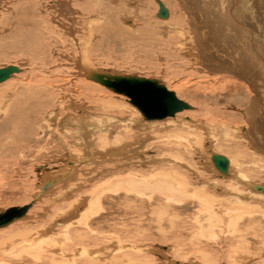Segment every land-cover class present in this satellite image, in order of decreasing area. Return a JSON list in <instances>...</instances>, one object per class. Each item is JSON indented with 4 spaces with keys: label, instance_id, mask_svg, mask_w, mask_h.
<instances>
[{
    "label": "rangeland",
    "instance_id": "1",
    "mask_svg": "<svg viewBox=\"0 0 264 264\" xmlns=\"http://www.w3.org/2000/svg\"><path fill=\"white\" fill-rule=\"evenodd\" d=\"M16 1L18 2V0H2V1L0 0V9H1L0 19L2 21L5 20V23L8 22L10 15H11L10 14L11 11H8L7 9L11 10L14 7V5L17 4ZM67 1H68V4H70V6L73 4L71 7H74V8L76 7L75 9L77 11V14H82V12H83L81 10L82 3L84 4L86 1H89V0H86V1L85 0H76L77 2L75 0H67ZM73 1L76 2L77 4H75ZM113 1H116V2H113ZM159 1L164 2L165 5L170 10V12L172 11V16L169 19L172 18L173 21H177V19L182 21L183 17H181V16L183 14H180V13L184 12V9L182 8V6H180L181 10L177 8L178 7L177 2L179 3L178 0H176V3H174L175 0H172V2H171V0H105V2H107V5H109V7H110V9H109L110 13L109 14H115L116 13L114 19H116V21H118L122 26V29H116V31H114L111 34L112 36H115V40H113L114 38L111 40L109 38H107L104 40L105 42L103 44L98 46L97 45L98 43H93L94 46H91L90 49H87L86 47H83L82 44H80V43L85 41V39L83 38L84 36L82 34L83 31H81L82 29L79 28L80 24L79 23L72 24L74 26L75 32H73L71 30L68 31L66 34H64V38L66 37V38H69V40H70V38H72L71 33H73L77 38V44H75L76 45L75 48H73V49L71 48L72 52H68L69 54H67L68 48H66V49L58 48V50L60 51V54H61V55H59V62L61 63V61H62V63H61L62 65L60 64L59 66L62 67V70L64 69V73L66 72L67 77L69 76L68 77L69 80H71L72 77L75 75L73 77V79L78 78L79 80H82V81L84 80L83 82H85V83H88L89 81L86 80L84 75H80L79 72L81 70L78 68V64H75V62L79 59L81 60V62L83 64H87V66L91 70L103 72V73H105V75L109 74L110 76H113V77H117V76L135 77L136 76L139 78H145V79H149L152 81H157L165 87H170L173 90V92L179 96L180 99H182L185 103L189 104L191 106V108L194 109V107H195V109L194 110L189 109L187 112V115L188 114H190V115H188V116L185 115L186 113L183 114L184 116L178 114V116L175 117L176 118L175 120H173L174 118H172L171 120L168 119V120H170L168 123H167V119L159 121L157 126H156L157 130H154V131H157L160 134L158 133L156 135L155 133H153L154 135H152L151 131L149 130L150 127H148V126L150 125L149 123L152 124L154 122H148V120H146V118L141 114V112L138 110V108L135 107L134 105H132L130 98H128L127 96H124L122 94H118L117 92L112 91V90L104 87L103 84H101L99 82L98 86L100 89H98V91L99 90L100 91L97 92L96 91L97 89H96L94 91V93H96V94L101 93L102 95L100 94L101 96L98 97V94H97L95 96L96 100L99 101L98 98L99 99L101 98L102 101L104 99H106L107 101H110V99H111L112 100L111 102L117 103L114 107H110V110L111 109L112 110L111 111L109 110V112H107L106 115H105V113L100 115V114H98V112H96L97 109L94 110V109L88 108V107H91L94 105V103H95L94 102L95 101L94 96H92V97L86 96V98H85V96L83 97V96L79 95L78 86L83 85L82 81H81V84H80V82L77 83L78 86H76V85H74V87L72 86L70 93L72 95V99L74 98L73 101L74 102L76 101L75 104H78L79 107L77 105L74 106V109H72L73 107H60L59 110L61 111L64 109L65 111L63 110L61 112L66 113V109L69 108V109H71L70 111H72L74 118L77 119L80 117V115L81 116L84 115L83 117L86 118L85 121H87L88 123L90 121V124H93L94 126H98V125L100 126L101 125L100 121L101 120L103 121L105 119L102 123H104L106 125V128H108V129H109V122L106 121V118H108V117L109 118H116V115H117L118 117L120 116L122 119H125L124 120L125 122L129 123L130 120L133 121L134 123L132 125V128L135 127V129L133 128V130L135 132H137V134H138V135H134L133 141L134 142L138 141V143H139V144H137V143L133 144L131 146L132 153L136 152V154H137V155L135 154V157L133 156L135 158V160H133L132 162L130 160L129 163L126 161H125V163L120 162V163H117V165H115L116 163L114 160L107 158L105 160H108V161L105 162V160H104L103 163H105V164L100 162V166H98V167L97 166L95 167L96 164L81 161V163L79 165L78 164H76V165L78 167L80 166L79 168H77V173L79 174L81 172V170H82V172L79 175L77 174L75 179L72 180L73 181L72 187L75 186V184H77L76 182H78L76 187H78V185L80 186L79 189H80V192L82 190L81 193L78 191L79 189L76 191H75L76 188L72 190L71 185H69V184L64 185L62 182H57L54 187H52L51 189H49L47 191L49 193H47V192L45 193V195L43 196L44 198H41V199L39 198L40 200L39 199L35 200V196H37V194L40 192V186H42V184H44V182L47 178V175L50 173L52 175V178L55 179V181H57V177L55 175H57V173L59 174V171L62 168H65V166H66L65 164L67 162V157H65V156L60 157L57 155L58 153H56V152H57L58 147H60V146H58V144H55V141H56L55 136H54L55 139L54 138L51 139V137H50V134H52V132H54L55 130H54V128L52 130H50V129H48L49 127L48 128L46 127V126H48V124L46 123L47 121L44 118L45 121L42 120L43 122L41 121L40 125H41V123L43 124V125H41V127L44 130V131L43 130L42 131L44 132L45 135L41 136L40 131L36 135L34 134L32 142L35 141L36 143L34 142L33 145H31L32 142L30 144H24L23 146L25 148H23V147L20 148L22 150V152H21V150H16L15 147L9 148V152L10 151L12 152L11 154L9 153V155H8L10 157H8V156L6 157L9 162L6 160V158H3L5 160L4 162H3V159H1L2 162L0 161V164L3 163V165L1 164V166H0V214L11 209V208L24 207L27 205H31V208L29 209V214L26 217V219H23L22 221L17 222L18 224L14 223L13 225L9 226L10 229L9 228L3 229L2 230L3 232L0 230V246L3 247V249H1V247H0V255H3L5 253L3 256L0 257V262H2L0 264H36V262H38L37 264H71L72 263V256H70L71 252L67 256L58 254L59 257L57 255V253L56 254L51 253L50 255H48L49 257L48 256L45 257V254L50 253L48 250L51 248L50 247L51 245H56L58 243L57 245L59 246L62 244L61 241H62L63 235L69 234V236L73 238L74 232L76 231V230L66 231L62 228V226H60V225L57 226V223L59 221H61V222H63L61 224L65 226L66 223L68 222L67 217H70L72 214H74L76 211V208L79 207L78 211H80V213H85L86 209L89 210V208H92V206L93 207L95 206L96 210L93 213L91 212L92 215H91L90 220H92L93 228H96L99 232L110 233V232H113L114 229L115 230L120 229L121 226L125 227L124 224L126 225V227H128V230L125 234H129V235L131 232L134 233V230L137 231V230L142 229V227L145 228L147 230L146 231L147 234L145 235V240H147V241L150 240V242H152V244H154L153 248L155 249V254L150 253L149 255H147L148 256L147 259L149 260V262H151L153 264H159V263L165 264V262L166 263H169V262L173 263L174 262L175 264H237V263L243 261L244 259H245V261H248V257L241 259L239 256H235V257H237V258H235L233 256V253H231V251H229L228 248H229V244L231 243V241L229 239L227 240V238L231 237L232 236L231 234L230 235L228 234V236L227 235L224 236V235L219 234V233H221L220 231L222 230V227L225 228L226 226H228L227 224L229 223L231 216H236L235 217L236 220L239 221L240 217L238 214H240V213H242V214L244 213L243 215L245 217V218L241 217V218H243V221H239L241 223V225L244 223V221L248 222V220H250V224L251 225L253 224L254 227L257 228L256 230H260L259 232H263L262 229H264V227H263L264 223L262 221H264V194H261L260 192H254V189H252V187H250V184L264 185V148L261 149L260 151H258L256 146H254V145H257L255 143V140H253L254 142H252L251 140H248L245 137V135L242 133V131H241L242 127L241 126L244 124L247 126L246 123H248L247 122L248 118H247V116L245 117V115L247 113H249V111H250L249 109H252V107H254L253 109L255 111V113H253V115H261L264 118V111H263L264 107L262 108L260 106L261 104L259 106L255 107L256 106L255 102L257 100H258L257 104L260 103L259 98H257V100H254V96H255V95H253L254 93L252 91H250V93H249V90H247V87L241 81L237 82V84L234 83V85H228L226 87L227 89L224 88V90H223V88H221V89L216 88V90L214 91L213 87H211L212 86L211 85L212 79L210 77H208V78L205 77V79L207 80L206 81L202 77V76H205V72L199 70L200 67L197 66V64H195V62H193L194 64L191 63V61H194V59L192 57L184 55L187 53V51H190V49L187 50V45H186L187 43H189V41H187V39H188L187 35L189 36V33H187L188 32L187 29H189V27L187 25H185V27L183 28L184 29L183 31H185V32H182V35L180 33V28L177 29V27H176V29L174 28L173 31L171 30V33H170V34L176 36V38H178V41H179L180 37H182V43L181 44L180 43H175V44L171 43V46H168V47H165L164 45L156 46L154 43V40L151 39L152 41L148 40L149 41V42L147 41L148 44L144 46L143 41L140 40L138 37L134 38V40H135L134 42H133V40H131V34H130V32H128V30L134 32L133 36H139L140 35L139 30L141 32H142V30H143V32L145 30H147L146 31L147 33L152 34V32L149 31L150 27H151V29H155L153 27H157V29L160 28V31H163L164 33H166L164 31L165 29H163V26H165V25L163 23H160V20L161 21H164V20H162L160 18H159L160 19L159 20L157 18L158 17L157 13L159 11V5H158ZM212 1H213V3H211ZM212 1L206 0L207 6H203L199 2V0H196L197 5L198 6L200 5L199 6V11H200L199 15L203 16V18L206 17L205 20H207L209 22H211V19L215 18L216 16H224V15H226V12L229 13V8L231 6V4H229L230 5L229 6L228 3L224 4L223 0H220L221 3L218 0H212ZM240 1H241V3L239 2L238 5L240 6V8L244 9V7H245L244 1H246V0H243V1L240 0ZM247 2H251V6H253L254 8L256 7L255 11H257V9L259 7L260 8L259 13L264 14V1L263 0L262 1L247 0ZM42 3H43V1H42ZM222 3L224 5H222ZM2 4H3V6H2ZM23 5H24V3L22 4L21 7L27 6V5H24V6ZM75 5H78V6H75ZM1 6H2V8H1ZM3 7H4V9H3ZM112 7H114V10H112ZM5 8H7V9H5ZM58 8H60V7L56 8L58 10L57 14L59 16H62V14L63 15L71 14V13H66L64 11V9H62V11H61V9H58ZM46 10H48V9H46ZM202 10H203V13H201ZM112 11H113V13H112ZM83 14H86V13L83 12ZM233 14H236V11ZM254 14H256V12H254ZM49 15H51V14H48V16ZM124 16L128 17L132 21V23L127 22L126 19H124ZM5 17H6V19H5ZM259 17L260 16H258V18ZM216 20H218V19H216ZM92 21L96 22L94 19H92ZM157 21H159V24L156 23ZM118 22H117V24L119 25ZM176 24H177V22H173L172 26H176ZM132 26L133 27L136 26V27L133 28ZM146 27H149V28H146ZM166 27H164V28H166ZM7 28H9V27H7ZM65 28L66 27L61 26V29L64 33H65ZM76 28L77 29L79 28V30H77ZM0 30H1V28H0ZM9 31L10 30H8V31L5 29L3 30V33L5 34V36L2 33V31H0L1 42L3 41L2 38L6 39L7 41L8 40L11 41V39L8 37ZM6 32H8V33L6 34ZM172 32H174V33H172ZM210 33H213V32H211V30H210ZM185 34H187L186 38L184 37ZM80 37L82 40L79 41ZM98 37H96V39H99ZM140 37L143 38V36H140ZM116 38H118V39H116ZM128 39H129V42H128ZM176 41H177V39H176ZM4 43L5 42L3 41V44ZM61 43H63V41H61ZM149 43H151V44H149ZM184 43H186V44H184ZM136 44L138 46H136ZM177 44H178V46H177ZM62 45H65V44H62ZM140 46H142V48L145 51H143V50L141 51ZM160 46H162V47H160ZM2 47H0V69H3L5 67L7 68L9 66H15L16 68L20 69V74L22 75V76L20 74L16 75L15 76L16 78L15 77L12 78V80H10L11 81L10 83H8V84L4 83L5 85L4 84L0 85V93H1L0 94V100H5V102L4 103L1 102V104L2 105L6 104L5 106H7L9 103L12 102L11 99H13V98H11L12 97L11 94H13L15 89L18 86H22L20 84H25L28 82L27 75L30 73L31 68L34 69V65H32L33 66L32 67L29 60H28L31 57V55H29V57H28V55H21V54L16 53L14 50L9 48L8 46H7V48H6V46H4V49ZM149 47H151V48H149ZM183 48H185V50H183ZM54 52L59 54L58 51H54ZM97 55H98V57H97ZM182 56H184V57H182ZM69 57H73V58H69ZM187 57H188V59H187ZM60 58H62V60ZM86 60H87V62H86ZM71 63H73V66ZM67 67L69 68V71H68ZM70 68L71 69L74 68L75 70L73 69L74 70L73 71ZM53 69H55V68H53ZM75 72H77V73H75ZM64 73L61 74L62 76L61 75L59 76V78H60L59 83L63 86L68 84L67 79L64 78L65 77ZM40 75L41 74L39 72L38 76H40ZM78 75H79V77H78ZM101 75H103V74H101ZM80 76H81V78H80ZM78 79L74 80L73 82L78 81ZM61 80H62V82L65 80L63 82L64 84L60 82ZM11 83L14 84V87H16V88H14L13 85L10 86L9 84H11ZM239 83H241L240 86H239ZM175 85L176 86L178 85L177 86L178 88ZM179 85L181 88L179 87ZM236 85H237V87H236ZM235 87L237 90L235 89ZM193 88H194V90H193ZM195 88H196V90H195ZM72 90H73V92H72ZM221 90H223V91H221ZM226 90H228V91H226ZM241 91L244 93V94L241 93L244 96L240 95ZM229 93H233V94H229ZM56 95H60V94H56ZM249 95H250V98H249ZM229 96H231V97H229ZM80 97H81V99H80ZM236 98H239V99H236ZM124 99H126V100H124ZM223 99L227 103H225V101ZM251 99H253L254 101H252ZM86 100H89V101L94 100V101H92L93 103H91V101L90 102L88 101L89 103H87ZM233 102H235V103H233ZM244 102H246V103H244ZM249 102L253 106L252 105L250 106ZM65 103H66V101H64V104H62V105H65ZM81 103H83V104H81ZM230 103L232 106L230 105ZM1 104H0V139L2 138V136L10 133L11 132L10 129L12 130L11 126H13V123H11L12 121L7 120V119L5 120V117L3 114H2L3 116H1V113L3 112V111H1V106H2ZM56 104H57V106L59 105L58 103H56ZM97 104H98V106L100 105V103H98V102H97ZM62 105H60V106H62ZM87 105H88V107H87ZM192 105H194V106H192ZM243 105H244V107H243ZM81 106H83L84 108H81ZM121 106H122V108H121ZM97 107H95V108H97ZM118 108H120V109H118ZM216 108H217V110H214ZM89 110H91V111H89ZM258 110H260V111H258ZM210 111L213 113H210ZM214 111H219L218 112L219 114L216 115L215 114L216 112H214ZM223 111H225L224 112L225 114L221 113ZM23 112L25 113V111H23ZM108 113H109V115H108ZM127 114H128V118H127ZM212 114H214V115H212ZM221 114L222 115H228L229 114L228 116L230 117V119L235 124H233L230 128H228V126H225L224 124H222V125H224V127H220V125H219L218 126L219 131H218L215 129V128H217L216 127L217 125L216 126L213 125L214 127H210V125H212V123H211L212 121H215L217 119L220 122V119L222 116ZM197 115H200V116H198L199 119H198ZM24 116L26 117V114ZM214 116L216 117V119H214L215 118ZM191 117H193V118H191ZM16 118H17V115L15 117V121H16ZM187 118L190 119V121H188ZM178 119H180L181 121L183 119L184 123L188 122V123H192V124L193 123L198 124L197 122H195L196 120L197 121L202 120V121L206 122L203 125V128H205V129H202V131L200 130V132H202L203 136L206 137V138H204V140H206V141H200L199 142L196 140V138L194 139V136H196L195 131L197 129L196 128L197 126L190 128L189 131L187 130L185 134L182 133L180 130L181 128L177 127V126H179V123L177 122ZM192 119H194V120H192ZM63 120L64 121L68 120L69 122L71 121L72 124L69 122H67V123H69V128H70V126L72 127V125H73L72 119L63 118ZM64 121H62V124L64 123ZM105 121L107 123H105ZM138 121L141 122V124ZM111 122H112V124H115L116 127L115 126L114 127L116 130L120 129V128H118V126L120 124H118L115 121H111ZM125 122H122V124L124 125ZM145 122H148V123H145ZM135 123H138L140 125L138 127H136ZM156 123H157V121H156ZM156 123H154V124H156ZM10 124H12V125L10 126ZM25 124H26V122H25ZM142 124H144V125L146 124V126H144ZM192 124H190V125H192ZM37 126H38V124L35 125V127H37ZM125 126L126 125H124V127ZM165 127H167L169 130L173 129L174 131H172V132L169 130L167 131V128H165ZM136 128H138V129L140 128V129L138 130ZM207 128H208V131H207ZM223 128H225V129L223 130ZM122 129H123V131H125L124 128H121L120 129L121 131L119 130L121 133H122ZM147 129L150 131V133ZM212 129H215V130H212ZM62 130H64L63 127H62ZM221 131H222V133H220ZM62 132H64V131H62ZM205 132H208L209 135L206 134ZM214 132H215L216 136H214ZM165 133H167V134H165ZM176 133L177 134L180 133L181 135L180 134L177 135ZM100 134H102V133L100 132ZM221 135L222 136L223 135H227V136L229 135V136L226 137L227 140H225V136L221 137ZM143 136L146 137V138H144V140L142 139ZM182 136H183V138H182ZM186 136H188V137L193 136V137H190V138L187 137L186 138ZM179 137H181V140L179 139ZM232 137L236 138V139H233ZM231 138L234 141L231 142ZM48 139H50L49 142H48ZM194 140L197 143H195ZM179 142H183L185 144L182 143L180 146ZM152 143L154 145H152ZM252 143L253 144L255 143V144L253 145ZM193 144H196V145L198 144V145L195 146ZM249 145H250V147H249ZM33 146H36V147L32 148ZM146 146H147V150H145ZM251 146H253V147H251ZM30 148H31V150H30ZM39 148H41V149H39ZM33 149H34V151H33ZM45 149H47V150H45ZM138 150H139V152H138ZM140 150H142V151H140ZM14 151H16V152H14ZM147 151H149V153ZM217 151H218L217 154H220V155L222 154L225 156L227 154V157L228 158L230 157L234 161V168H233L234 173H232V175H231L233 178H231V176H230V178L229 177L226 178V176L224 177L223 175H221V176H223L221 178L219 176L220 174L216 173L215 170L213 169L214 167L212 166L213 164L211 161V156L213 153L216 154ZM219 151H220V153H219ZM254 151H256V152H254ZM257 151L260 153H258ZM143 152H146V153H143ZM262 152H263V154H262ZM254 153H256V154L258 153L257 155H259V156H257ZM15 154H17V155L14 157ZM260 154H262V155H260ZM138 155L140 157H138ZM95 157H97V155ZM136 158H137V160H136ZM140 158L143 160L142 161L143 163H140V161H139V160H141ZM237 159H239V161H237ZM245 159H246V161H245ZM148 160L150 161V163L152 165H154L153 168H152V165L149 163ZM145 162H147V164ZM257 162L260 165H258ZM4 163H5V165H4ZM241 163H242V166L241 167L238 166ZM106 164H108V165H106ZM119 164L121 166H119ZM70 165L71 164H69V166ZM76 165L73 164L74 167ZM104 165L106 166V168ZM135 165H136V167H135ZM133 167H134V169H133ZM211 167H212V169H211ZM41 168H42V170H40ZM91 168L93 171L91 170ZM98 168H99V170H98ZM103 168H105L104 169L105 174L102 173V177L99 178L97 176V173L100 172L101 171L100 169H103ZM78 169H79V171H78ZM88 169L90 172L88 171ZM140 169L142 172L139 171ZM120 170H121V172H120ZM163 170H165V171H163ZM45 171H47V172H45ZM151 171L154 172L153 176L157 177L160 184L163 183L161 181L166 180L164 182V184H162V185L164 186L165 183H168L164 187L170 188L172 191H174V192H171L169 195V197H171V198H169L170 201H169V199L163 198L165 196L160 195L159 193L156 196L157 198L155 197L156 202L153 201L154 203L151 202L152 204L149 203V200H147V199L141 200L139 198H136L134 195H129L130 190H128V189H130L132 187L131 184L134 183L136 178H138L137 175L143 176L142 179L140 178V183L142 182L140 190L141 191H143V190L147 191L150 188L149 187L150 183L152 181H154L155 179H153L154 177L150 178V177H145V176H146V173L151 172ZM132 172H134V174ZM106 173H108V175ZM135 174H136V176H135ZM144 174H145V176H144ZM163 174H165V175H163ZM238 175L241 176V177H238V180H240V182H241V179L244 180V183L241 182L242 185L238 183L239 181H237ZM244 175L249 176V177L247 178ZM92 177H93V179H92ZM94 177H96L97 180H95ZM175 177H177V178H175ZM196 177H199V178L197 179ZM86 178H87V180H86ZM228 178L231 181L230 180L228 181L227 180ZM91 179L93 180V182H91L92 181ZM175 179H177V180H175ZM202 179H204V180H202ZM235 179H236V181H235ZM197 180L200 183H198ZM247 180H249V181H247ZM195 181L198 183V185ZM154 182H152V184L156 186V182L155 183ZM246 182L247 183L249 182L248 185L252 189L253 192L251 190H249L250 188L247 189L248 186H245L247 184ZM194 183H196V184H194ZM236 183H237V185H235ZM146 184H148V185H146ZM209 184H211V185L209 186ZM218 184H220V185L218 186ZM88 186H90L91 189ZM93 186H95V187L97 186V188H95V187L92 188ZM86 187H88V188H86ZM172 187H173V189H172ZM221 187H223V188L221 189ZM188 188H190V189H188ZM214 188L216 189V191L214 190ZM83 189L85 191H83ZM179 189H180V191H179ZM212 189H213V191H212ZM167 192H168V190H167ZM60 193H62V194H60ZM76 193H78V194H76ZM228 193H230L231 195ZM72 195H74V196H72ZM58 196H60V197H58ZM126 196H128V197H126ZM203 196H207V197H203ZM217 196H219V197H217ZM236 196H238V197H236ZM239 196H242L244 198L239 197ZM59 198H61V199H59ZM77 198H79V199H77ZM97 198L98 199L100 198L99 201ZM146 198H148V197H146ZM245 198H247L246 199L247 201L245 200ZM204 199L207 202L204 201ZM241 199L245 200L244 202H242L243 204H240V202L242 201ZM78 200H82L83 202L84 201L85 202L84 203L82 201L78 202ZM166 201H168V202L166 203ZM73 203H74V205H72ZM75 203L77 204L78 207L76 206ZM94 203L95 204L98 203V204L95 205ZM142 203H144L146 205V208H147V211H146L144 217H142L140 214H137L138 211H136V208H138V209L143 208ZM210 204H211V206H210ZM262 204H263V206H261ZM158 206H161V207L158 208ZM168 206L170 208H167V209L163 208V207H168ZM213 206H215V207H213ZM151 207H157V210H154ZM205 208L206 209L208 208V211L204 212L203 210ZM240 209H242V210H240ZM63 210H65L66 213H68V214H66ZM211 210L213 213L210 212ZM259 211H261V212H259ZM89 212H90V210H89ZM151 212H152V214H151ZM206 212L209 214V216L207 214H204ZM245 212H248V213H245ZM80 213H77V214H80ZM210 213L215 214L216 216L214 215L215 216L214 217ZM251 215L253 216V218ZM202 216H205L206 218L208 217V219H212L213 222L211 224H213V226H214V224H217V225L222 224L220 227L218 226L219 228H217L215 231L217 240H215L216 238H214L215 241L211 240L212 239L211 237H213V236L211 235V233H207V234L202 235V237L200 235V238H203L202 242L205 241V242L201 243L200 245H198L197 243L196 244H189L191 246V247H189L188 244H183L181 242L177 243V240L178 241L188 240L189 242H192L191 241L192 238L197 239V237H199V234H196V229L193 226H194V224L197 223L196 221ZM249 216H250V218H249ZM77 217H78V215H76V217H74V219H77ZM221 217H223V218H221ZM154 218L157 219L159 222H164L166 224V226L164 228L169 233L168 236L167 235L163 236V233L161 232V230L158 229L157 221ZM167 218H169V220H172V221H169ZM175 218H176L177 223L175 221H173V220H175ZM183 218L185 219V221L183 220ZM219 218H220V220H219V224H218L217 220ZM55 219L56 220L58 219V220L55 221ZM166 220H168V221H166ZM51 221H53V223L54 222L55 223L53 224V223H51ZM178 221H180V222H178ZM149 222H151V223H149ZM256 223H257V225L255 226ZM59 224H60V222H59ZM167 224H168V226H167ZM176 226L178 227V229ZM183 226H185V227H183ZM57 227L58 228L60 227V228L58 229ZM169 227H171L172 230ZM76 228H78V227H75V229ZM133 228H134V230L132 231ZM41 229L43 230V232ZM82 229H85V228H83V226H82ZM99 229H102V230H99ZM34 230H37V231L40 230L39 231L40 234H39V232H35ZM45 230H48V231L46 233H44ZM124 230H125V228H124ZM51 231H54V232H51ZM175 231H177V232H175ZM182 231H183V233H181ZM154 232L157 234H155ZM159 232H160V234H159ZM28 233H30V236ZM41 233H43V234H41ZM50 233H51V236H48V235H50ZM133 233H131V235H130L131 237H132ZM175 233H176V235H175ZM151 234H152V236H151ZM177 234H178V236H180L179 238H178ZM189 234H190V236H189ZM209 234L211 236H209ZM52 235H54V236H52ZM59 236L61 237V239ZM207 236L210 237L209 241H208L209 238ZM146 237H148V238H146ZM159 237L161 240L159 239ZM24 238L27 241L24 240ZM96 238L100 239V240H98V243H102V244H100V246L109 245V247H112V246H110L111 240H109L108 238H104L102 236L96 237ZM44 239H45V241H44ZM55 239H57V240L55 241ZM58 239H60V240H58ZM151 239H153V240H151ZM164 239H166V240L164 241ZM169 239H170V241H169ZM13 240H15V241H13ZM103 240H104V242H102ZM221 240L222 241L224 240V241L222 242ZM23 241H26V242H23ZM39 241H40V243H39ZM41 241L44 242L43 243L44 245L41 243ZM49 241L50 242L52 241V242L49 244ZM106 241H107V243L108 242L109 243L107 244ZM160 241H164L165 245L163 244V242H160ZM219 241H221V242H219ZM22 243H23V245H22ZM98 243H92L91 245L94 246V244H95L98 246L99 245ZM16 244L17 245L21 244V245H18V247H17ZM24 244H26L28 247ZM178 244L183 248V252L178 253V251H179V245ZM215 244H216V247H214ZM45 245H47V248L49 247L48 249L46 248L47 250L45 249V247H46ZM66 245H68V243ZM192 245H194L195 247ZM23 246H25V247L23 248ZM209 246L211 249H209ZM14 247H17L16 250ZM164 247L165 248L173 247L177 251V253L174 254V251L168 252L167 254L169 255V257H167L165 259L161 254H158V250H163V249H165ZM176 247H178V248H176ZM192 247H193V250H192ZM230 247H232L231 244H230ZM8 248L9 249L11 248V249L9 250ZM194 248H197V249L195 250ZM201 248H203V250ZM5 249H6V251H5ZM17 249H20V250H17ZM132 249L133 248H131V250ZM204 249H206V250H204ZM7 250H8V252H7ZM21 250L23 253L20 254L19 252H21ZM208 250H210V253ZM11 251H15V253L14 252L12 253ZM27 251L29 253H32V254L30 255ZM34 251L37 254H35ZM43 251H45V252H43ZM165 252H167V251H165ZM10 253H12L13 256L10 257V255H12ZM17 253L20 255L16 256ZM199 253H201V254H199ZM227 254H228V258H227ZM43 255L46 259L45 261H47V262H45L44 259H42V258H44ZM4 256H5V258H4ZM21 256H23L24 258ZM50 256H51V258H50ZM9 257L11 260L8 259ZM12 257H13V260L15 259L14 262H12ZM2 258H4V259L2 260ZM47 258H49V259H47ZM204 258H207L206 261ZM231 258H232V260H234L233 263H232ZM233 258H235L236 260ZM256 258L259 259L258 257H256ZM139 259H140V262L143 260L140 256L136 257V255L133 254V256H132L133 261H136V260L139 261ZM250 259L255 260V257L250 256ZM9 261L12 263H10ZM158 261H160V262H158ZM230 261H231V263H230ZM41 262H43V263H41ZM149 262H147L146 264H150ZM190 262H192V263H190ZM234 262H236V263H234ZM172 263H170V264H172Z\"/></svg>",
    "mask_w": 264,
    "mask_h": 264
},
{
    "label": "bare ground",
    "instance_id": "2",
    "mask_svg": "<svg viewBox=\"0 0 264 264\" xmlns=\"http://www.w3.org/2000/svg\"><path fill=\"white\" fill-rule=\"evenodd\" d=\"M2 1V0H1ZM43 1V3H42ZM46 1V2H45ZM76 1V0H75ZM86 1V0H85ZM179 3L177 2V8L180 9V6H182V8L184 9V12L180 13V14H183L181 17L182 18V21L178 20L177 21H173L172 18L169 19L171 16H172V11L170 12V10L168 9V7L165 5L164 2H161L159 1L158 5H159V11H160V2L164 5L165 9L168 11V14L165 16H159V11H158V19H162L164 21H161L160 19V23H163L165 26H163V29H165L164 31L166 33H164L163 31H160V28L157 29V27H153L155 29H151L150 27V30L152 32L151 33H147L145 30L142 32L139 30L140 32V35L139 36H133L134 32L133 31H130L128 30V32H130L131 34V40H133V42L135 41L134 38L135 37H138L140 40L143 41V45H147V41L149 40H154V43L156 46H159V45H164L165 47H168V46H171V43L172 44H175V43H182V37H180L179 41H178V38H176V36L170 34L171 33V30L173 31L174 28L177 29L180 28V33L182 35V32H185L183 31L185 25H187L189 27L188 32L189 33V36L187 34H185V38H186V35H187V41H189V43H184L187 45V50L190 49V51H187L186 54H184L185 56H190L194 59V61H191V63L195 62V64H197V66L200 67L199 70L205 72V76H202L204 79L205 77L208 78L210 77L212 80V83H211V87H213L214 91L217 89H221L223 88H226L228 85H234L237 84V82L241 81L243 84H245V86L247 87V90H249V93L250 91H252L255 95L254 96V100H257V98H259V102L258 100L255 102L256 103V106H260L263 108L264 107V14H260V8L258 7L257 11H255V8L253 6H251V2H247L244 1V9L243 8H240V6L238 5L239 2L241 3L240 0H223V3L226 4L228 3L231 4L230 8H229V13L226 12V15L224 16H216L215 18H210L211 19V22L205 20V18H203V16H200L199 15V6L197 5V2L196 0H178ZM212 1V0H211ZM220 2V0H218ZM243 1V0H242ZM259 1H262V0H259ZM264 1V0H263ZM4 2V1H3ZM17 2V1H16ZM74 2V1H73ZM77 2V1H76ZM76 2H74L75 4H77ZM80 2V1H79ZM113 2H116V1H113ZM112 2V3H113ZM172 2V0H171ZM199 2L203 5V6H207V3H206V0H199ZM218 2V3H219ZM256 2V1H255ZM254 2V3H255ZM2 3V2H1ZM5 3V2H4ZM3 3V4H4ZM24 3V5H27V6H24V7H21L22 4ZM174 3H176V0L174 1ZM213 3V1L211 2ZM210 3V4H211ZM221 3V2H220ZM222 3V5H224ZM259 3V2H258ZM2 4V6H3ZM121 4V3H120ZM181 4V5H180ZM215 4V3H214ZM10 5V4H9ZM73 5V4H72ZM71 5V6H72ZM220 5V4H219ZM1 6V8H2ZM70 4H68V1L67 0H18L17 4L14 5V7L9 10L7 8L8 11H11V15H10V18L8 20L7 23H5V20L0 21V28L3 33V30H10L9 31V38L11 39L10 40H6L4 38L3 41L5 42L3 44V41L1 42L0 40V47H2L4 49V46H7L9 48H11L12 50H14L16 53L18 54H21V55H31V57L28 59L31 66L34 65V69H30V73L27 75V79H28V82L25 83V84H20L22 86H18L17 88L14 87V84H9L10 86L13 85L15 89V91L13 92V94H11V99L12 102L9 103L7 106L5 105H2L1 102H5V100H0V104L2 105L1 106V111H3L1 113V116L4 115L5 117V120H10L12 121L11 123H13V126H11L12 124H10V126L12 127V130L10 129V133L2 136V138L0 139V161L1 159L3 158H6L9 153L11 154L12 152L10 151L9 152V148H16V150H21L20 148L23 147L25 148L23 145L24 144H30L33 140V135L37 134L39 131L41 132L40 135H45L44 134V130L42 129L41 125H43L41 123L40 125V122L43 120V121H47L46 123L48 124V126H46L48 129L52 130L54 128V132H52V134H50V137L51 139H55L56 137V141H55V144H58V149H57V152L58 153L57 155L60 156V157H67V162H66V166L65 168H62L60 171H59V174L57 173V175H55L57 177V181H55V179L52 178V175L49 173L47 175V178L44 182V184H42V186H40V192L37 194V198L41 199V198H44L43 196L45 195V193L51 189L52 187H54L56 185L57 182H62L64 185H71V188L72 190L75 189L78 190L79 189V185L78 187L77 184L78 182H76L77 184H75V186L72 187V180L75 179V177L77 176V168H79L76 164H80L81 161L82 162H90L92 164H96L95 167L97 166H100V162L103 163V161L105 159H112L115 161V165H117V163H120V162H131L133 160H135V153H132V149H131V146L133 144H139L138 141H133L134 140V135H138L137 132H135L133 130V128L135 129V127L132 128V125H133V121H129L128 122H125L124 120L125 119H122L120 116L118 117L116 115V118H106V121L109 122V129L106 128V125L104 123H102L103 121L101 120L100 121V126H94L93 124H90V121L89 123L86 120L85 117L81 116L79 118H74L73 114H72V111H70L71 109L67 108L66 109V113H62L61 111L63 110H59L60 107H73L72 109H74V106L78 104H75V102L73 101L74 98L72 99V95L70 93L71 91V87L74 85L78 86V82H80L81 84V81L82 80H79L78 78H74L73 76L71 80H69V76L67 77L66 75V72L64 73V69L62 70V67H60L59 65L62 63L59 62V55L60 54V51L58 50V48H68L67 49V54H69L68 52H72L71 51V48H75L77 44V38L76 36L71 33L72 35V38H64V34H66L68 31H73L75 32V29H74V26L72 24H76V23H79L80 25V29H82L81 31H83V38L85 39L84 42L80 43L83 45V47H86L87 49H90L91 46H94L93 43H98L97 45H101L103 44L105 41V39L109 38L110 40L113 39L115 40V36H112L111 34L116 31V29H122V26L121 24L116 21V19H114L115 17V14H109V5H107V2H105V0H89V1H86L84 4L82 3V6H81V10L83 12H85L86 14H77V11H76V7H71ZM75 6H78V5H75ZM227 6V5H226ZM57 7H60L58 9H64V11L66 13H71V14H67V15H63L62 13V16H59L57 14L58 10L56 9ZM213 7V6H212ZM228 7V6H227ZM226 7V8H227ZM243 7V6H242ZM215 8V7H214ZM4 9V7H3ZM48 9V10H46ZM80 9V8H79ZM182 9V10H183ZM236 9V10H235ZM76 12H75V11ZM112 10H114V7H112ZM119 10V9H118ZM181 10V9H180ZM1 11V9H0ZM227 11V10H226ZM236 11V14H233L234 12ZM207 12V11H206ZM214 12V11H213ZM217 12V11H216ZM254 12H256V14H254ZM5 13V12H4ZM3 13V14H4ZM113 13V11H112ZM203 13V10L202 12ZM211 13V12H210ZM259 13V14H258ZM7 14V13H6ZM48 14H51L48 16ZM186 14V15H185ZM214 14V13H213ZM5 15V14H4ZM80 15V16H79ZM205 15V14H204ZM222 15V14H221ZM187 16V17H186ZM258 16H260L258 18ZM212 17V16H211ZM209 18V17H208ZM4 19V18H3ZM6 19V17H5ZM92 19H94L96 22L92 21ZM124 19H126L127 22H130L132 23V21L124 16ZM175 19V18H174ZM218 19V20H216ZM148 20V19H147ZM216 20V21H215ZM120 21V20H119ZM117 22L119 23V25L117 24ZM123 22V21H122ZM140 22V21H139ZM173 22H177L176 26H172ZM157 24H159V21L156 22ZM149 24V23H148ZM123 25V24H122ZM126 25V24H125ZM133 25V24H132ZM61 26L63 27H66L65 28V33L62 31L61 29ZM124 26V25H123ZM151 26V25H150ZM167 26V27H166ZM9 27V28H7ZM69 27V28H68ZM133 27V26H132ZM136 27V26H134ZM133 27V28H134ZM166 27V28H164ZM79 28L77 30H79ZM146 28H149V27H146ZM162 29V28H161ZM76 30V31H77ZM125 30V29H124ZM210 30L211 32L213 33H210ZM5 32V31H4ZM8 32H6L7 34ZM174 33V32H172ZM4 34V33H3ZM178 34V33H177ZM69 35V34H68ZM5 36V34H4ZM79 36V35H78ZM99 36V37H98ZM127 36V35H126ZM140 36H143L140 37ZM7 37V38H8ZM96 37H98L99 39H96ZM101 37V38H100ZM145 37V38H144ZM127 38V37H126ZM177 41H176V39ZM118 39V38H116ZM82 40L81 37L79 38V41ZM151 40V41H152ZM61 41H63V43H61ZM108 41V40H107ZM123 41V40H122ZM141 41V42H142ZM148 41V42H149ZM128 42H129V39H128ZM61 43V44H60ZM62 44H65V45H62ZM141 44V43H140ZM139 44V45H140ZM151 44V43H149ZM62 45V46H61ZM131 45V44H130ZM142 45V44H141ZM136 46H138L136 44ZM143 46V47H144ZM178 46V44H177ZM141 47V51H145L142 46ZM162 47V46H160ZM180 47V46H179ZM185 47V46H184ZM151 48V47H149ZM55 49V50H54ZM63 49V50H64ZM86 49V50H87ZM165 49V48H164ZM170 49V48H169ZM2 50V49H1ZM7 50V49H6ZM161 50V49H160ZM167 50V49H166ZM165 50V51H166ZM179 50V49H178ZM183 50H185V48H183ZM54 51H58L59 54L55 53ZM181 51V50H180ZM9 52V51H8ZM63 52V51H62ZM86 52V51H85ZM148 53V52H147ZM166 53V52H165ZM17 54V55H18ZM66 54V55H67ZM58 55V56H57ZM65 55V54H64ZM93 55V54H92ZM63 56V55H62ZM96 56V55H95ZM112 56V55H111ZM25 57V56H24ZM27 57V58H28ZM61 57V56H60ZM74 57V56H73ZM73 57H69V58H73ZM80 57V56H79ZM98 57V55H97ZM181 57V56H180ZM184 57V56H182ZM78 58V57H77ZM85 58V57H84ZM62 60V58H60ZM188 59V57H187ZM192 59V60H193ZM95 60V59H94ZM72 62V61H71ZM87 62V60H86ZM72 66H73V63H71ZM75 64H78V68L81 70L79 73L80 75H84V77L86 78V80H88L89 82L88 83H85L82 81L83 85L82 86H78V92H79V95L80 96H95L98 94V97H100L101 95L99 93H94V91L96 90L97 92L99 88L98 84V80L96 78H93L94 75L96 74H103L105 75V73L103 72H99V71H93L91 70L87 64H83L81 62V60H77L75 62ZM194 64V63H193ZM62 65V64H61ZM38 66V67H37ZM40 66V67H39ZM191 66V65H190ZM10 67V66H9ZM33 67V66H32ZM75 67V66H74ZM6 68V67H5ZM3 68V69H5ZM8 68V67H7ZM55 68V69H53ZM68 68V67H67ZM183 68V67H182ZM71 69V68H70ZM74 69V68H73ZM71 69V70H73ZM94 69V68H93ZM184 69V68H183ZM2 70V69H0ZM75 70V69H74ZM73 70V71H74ZM102 70V69H101ZM68 71H69V68H68ZM40 72V76H38V73ZM199 72V71H198ZM65 74V77L67 79V82L68 84H66L65 86L61 85L59 83V76L61 74ZM68 73V72H67ZM77 73V72H75ZM202 73V72H201ZM20 72L12 75V77L4 82H1L0 85L2 84H8L10 83L12 80V78H14L16 75H19ZM21 75V74H20ZM203 75V74H202ZM22 76V75H21ZM62 76V75H61ZM199 76V75H198ZM79 77V75H78ZM195 77V76H194ZM16 78V77H15ZM18 78V77H17ZM63 78V77H62ZM81 78V76H80ZM26 79V78H25ZM78 79V81L76 82H73L74 80ZM145 79V78H144ZM201 79V78H200ZM149 80V79H147ZM199 80V79H198ZM206 80V79H205ZM209 80V79H208ZM65 81V80H64ZM63 81V82H64ZM207 81V80H206ZM205 81V82H206ZM61 83L62 80L60 81ZM16 83V82H15ZM188 83V82H187ZM199 83V82H198ZM4 84V85H5ZM64 84V83H63ZM195 84V83H194ZM182 85V84H181ZM241 85V83H239V86ZM104 87L114 91L112 88H109L105 85H103ZM176 86V85H175ZM174 86V87H175ZM178 86V85H177ZM176 86V87H177ZM2 87V86H1ZM180 87V85H179ZM183 87V86H182ZM237 87V85H236ZM235 87V89H236ZM5 88V87H4ZM76 88V87H75ZM168 90L170 92H173V90L170 88V87H167ZM178 88V87H177ZM181 88V87H180ZM199 89V88H198ZM227 89V88H226ZM74 90V89H73ZM72 90V92H73ZM182 90V89H181ZM194 90V88H193ZM196 90V88H195ZM221 90V91H223ZM231 90V89H230ZM237 90V89H236ZM179 91V90H178ZM186 91V90H185ZM228 91V90H226ZM180 92V91H179ZM183 92V91H182ZM231 92V91H230ZM247 92V91H246ZM251 92V93H252ZM62 93V94H61ZM64 93V94H63ZM70 93V94H69ZM106 93V92H105ZM174 93V92H173ZM226 93V92H225ZM241 93H243L242 91L240 92V95H242ZM1 94V93H0ZM56 94H60V95H56ZM119 94V93H118ZM176 94V93H175ZM229 94H233V93H229ZM244 94V93H243ZM56 95V96H55ZM75 95V94H74ZM78 95V96H79ZM180 95V94H179ZM252 95V96H253ZM76 96V95H75ZM104 96V95H103ZM176 96L179 98V96L176 94ZM244 96V95H242ZM7 97V96H6ZM105 97V96H104ZM103 97V98H104ZM231 97V96H229ZM247 97V96H246ZM77 98V97H76ZM75 98V99H76ZM79 98V97H78ZM235 98V97H234ZM249 98H250V95H249ZM252 98V97H251ZM66 99V100H65ZM81 99V97H80ZM88 99V98H87ZM91 99V98H90ZM220 99V98H219ZM236 99H239V98H236ZM78 100V99H77ZM85 100V99H84ZM99 101L96 100L95 98V103H94V107L91 106V107H87L90 108V109H97L96 112H98V114L102 115L105 113V115L107 114V112H109L110 110V107H114L117 103L116 102H111L112 100L110 99V101H107L106 99H104L103 101L101 100V98L99 99ZM126 100V99H124ZM131 100V98H130ZM181 101H183L182 99H180ZM221 100V99H220ZM224 100V99H223ZM252 101H254L253 99H251ZM64 101H66L65 105H62L64 104ZM80 101V100H79ZM82 101V100H81ZM87 103H89L90 101L89 100H86ZM89 101V102H88ZM91 101V103H93ZM217 101V100H216ZM225 101V100H224ZM250 101V100H249ZM78 102V101H77ZM83 102V101H82ZM98 103H100V105L98 106ZM215 102V101H214ZM218 102V101H217ZM58 103L59 105L57 106ZM80 103V102H79ZM132 103V101H131ZM225 103H227L225 101ZM235 103V102H233ZM242 103V102H241ZM246 103V102H244ZM254 103V104H255ZM83 104V103H81ZM121 104V103H120ZM250 104V102H249ZM62 105V106H60ZM92 105V104H91ZM98 107H97V106ZM134 105V104H132ZM189 105V104H188ZM231 105V103H230ZM252 104H250L251 106ZM84 106V105H83ZM83 106H81V108H84ZM90 106V105H89ZM135 106V105H134ZM194 106V105H192ZM232 106V105H231ZM234 106V105H233ZM253 106V105H252ZM79 107V106H78ZM97 107V108H95ZM136 107V106H135ZM189 109H193L191 108V106L189 105ZM207 107V106H206ZM205 107V108H206ZM244 107V105H243ZM248 107V106H247ZM86 108V107H85ZM117 108V107H116ZM122 108V106H121ZM210 108V107H209ZM250 108V107H249ZM248 108V109H249ZM254 107H252V109H249V113H247L245 115V117L247 116L248 120L246 123L247 126L244 124L242 125L241 127V131L242 133L245 135V137L248 139V140H251L252 142H254L253 140H255V143L257 145H253L256 146L257 150L260 151L261 149L264 148V118L261 116V115H253V113H255ZM120 109V108H118ZM189 109H185L181 112H177L175 115H171V116H168L164 119H155V120H148V122H154L157 123L154 124V123H149L150 125L148 127L149 130L151 131L152 135H154L153 133H155L156 135L159 133L157 131H154V130H157V124L159 121H162V120H165L167 119V123L172 119L174 118L173 120H175L179 115H182L184 116L183 114H185L186 116L190 115L188 114L187 115V112ZM195 109V107H194ZM193 109V110H194ZM258 109V108H257ZM77 110V109H76ZM82 110V109H81ZM86 110V109H85ZM112 110V109H111ZM110 110V111H111ZM124 110V109H123ZM139 110V109H138ZM213 110V109H212ZM211 110V111H212ZM214 110H217L214 109ZM243 110V109H242ZM261 110V109H260ZM258 110V111H260ZM25 111V113L23 112ZM28 113H27V112ZM65 111V110H64ZM87 111V110H86ZM91 111V110H89ZM140 111V110H139ZM210 113H213L211 112ZM264 111V110H263ZM262 111V112H263ZM74 112V111H73ZM125 112V111H124ZM141 112V111H140ZM216 112L215 114H219L218 112L219 111H214ZM225 111L221 112L222 114L224 113ZM245 112V111H244ZM257 112V111H256ZM93 113V112H92ZM111 113V112H110ZM121 113V112H120ZM3 114V115H2ZM26 114V117L24 116ZM125 114V113H124ZM142 114V113H141ZM193 114V113H192ZM221 114V115H222ZM225 114V113H224ZM17 115V118H16V121H15V117ZM96 115V114H95ZM109 115V113H108ZM112 115V114H111ZM132 115V114H131ZM136 115V114H135ZM143 115V114H142ZM214 115V114H212ZM229 115V114H228ZM228 115H222L221 116V119H220V122L219 120H215V121H212V125H210V127H214L216 126L217 128H215L216 130L219 131L218 129V126L220 125V127H224L225 126H228V128H230L233 124V121L230 119V117ZM113 116V115H112ZM115 116V115H114ZM181 116V117H182ZM185 116V117H186ZM200 116V115H197V117ZM242 116V115H241ZM3 117V118H4ZM104 117V116H103ZM132 117V116H131ZM215 117V116H214ZM45 118V120H44ZM63 118L65 119H72L73 121V125L72 127L70 126L69 128V123H71V121L69 122L68 120H63ZM102 118V117H101ZM105 118V117H104ZM125 118V117H124ZM127 118H128V114H127ZM141 118V117H140ZM179 118V117H178ZM190 118V117H189ZM193 118V117H191ZM195 118V117H194ZM201 118V117H200ZM209 118V117H208ZM242 118V117H241ZM98 119V118H97ZM170 119V120H168ZM188 119V118H187ZM199 119V117H198ZM212 119V118H211ZM216 119V117L214 118ZM230 119V120H229ZM234 119V118H233ZM244 119V118H243ZM22 120V121H21ZM194 120V119H192ZM196 120V119H195ZM209 120V119H208ZM15 121V122H14ZM21 121V122H20ZM42 121V122H43ZM62 121H64V123L62 124ZM105 121V123H107ZM111 121H115L117 122L118 124H120L118 126V128H124L125 131H123L122 129V133L119 131V130H116L115 129V124H112ZM186 121V120H185ZM188 121H190V119H188ZM9 122V121H8ZM26 122V124H25ZM69 122V123H67ZM93 122V121H92ZM122 122H125L124 125H126L124 127V125L122 124ZM139 122V121H138ZM148 122H145V123H148ZM172 122V121H171ZM176 122V121H175ZM177 122L179 123V126L177 127H180L181 129V132L182 133H186V131L192 127H195L197 126L196 128V136H194V139L196 138L197 141H206L204 140V137L202 132H200V130L202 131V129H205L203 128V125L204 121L200 120V121H195L197 122L198 124H195V123H184L183 122V119L182 121L180 119L177 120ZM176 122V123H177ZM3 123V122H2ZM45 123V124H46ZM116 123V124H117ZM141 124V122H139ZM166 123V122H165ZM173 123V122H172ZM241 123V122H240ZM37 127H35V125H37ZM72 124V123H71ZM117 124V125H118ZM136 124V127H138L140 124L138 123H135ZM192 124V125H190ZM224 124V125H222ZM242 124V123H241ZM9 125V124H8ZM144 125V124H142ZM160 125V124H159ZM214 125V126H213ZM222 125V126H221ZM74 126V127H73ZM115 126V127H114ZM146 126V124L144 125ZM10 127V128H11ZM62 127L64 128V130H62ZM159 128V127H158ZM167 128V127H165ZM164 128V129H165ZM170 128V127H169ZM234 128V127H233ZM138 129V128H136ZM140 129V128H139ZM138 129V130H139ZM177 129V128H176ZM195 129V128H194ZM215 129H212V130H215ZM225 128H223L224 130ZM43 130V131H42ZM47 130V129H46ZM45 130V131H46ZM148 130V129H147ZM146 130V131H147ZM148 130V131H149ZM169 129L167 128V131ZM235 130V129H234ZM64 131V132H62ZM111 131V132H110ZM147 131V132H148ZM149 131V133H150ZM161 131V130H160ZM169 131H174L173 129L169 130ZM178 131V130H177ZM207 131H208V128H207ZM56 132V133H55ZM100 132L102 134H100ZM164 132V131H163ZM166 132V131H165ZM224 132V131H223ZM238 132V131H237ZM6 133V132H5ZM55 133V134H54ZM99 133V134H98ZM139 133V132H138ZM206 134H208V132H205ZM222 133V131L220 132ZM160 134V133H159ZM164 134V133H163ZM167 134V133H165ZM177 134V133H176ZM180 134V133H178ZM177 134V135H178ZM213 134V133H212ZM241 134V133H240ZM171 135V134H170ZM176 135V136H177ZM181 135V134H180ZM189 135V134H188ZM209 135V134H208ZM220 135V134H219ZM231 135V134H230ZM40 136V137H41ZM55 136V137H54ZM163 136V135H162ZM184 136V135H183ZM182 136V138H183ZM214 136L215 135V132H214ZM225 136V140L226 137H228L227 135H223ZM221 135V137H223ZM234 136V135H233ZM150 137V136H149ZM152 137V136H151ZM157 137V136H156ZM188 136H186L187 138ZM190 137H193V136H189L188 138ZM244 137V136H243ZM144 137L143 136V140H144ZM148 138V137H147ZM233 138V137H232ZM231 138V142L234 141L232 140ZM40 139V138H39ZM141 139V138H140ZM149 139V138H148ZM179 139L181 140V137H179ZM193 139V138H192ZM208 139V138H207ZM229 139V138H228ZM233 139H236V138H233ZM37 140V139H36ZM209 140V139H208ZM239 140V139H238ZM39 141V140H38ZM50 141V139H48V142ZM186 141V140H185ZM195 141V140H194ZM218 141V140H217ZM230 141V140H229ZM250 141V142H251ZM35 141H33L31 143V145H33ZM148 142V141H147ZM187 142V141H186ZM191 142V141H190ZM198 142V143H199ZM238 142V141H237ZM36 143V142H35ZM180 143V146L183 142H179ZM195 143H197L195 141ZM44 144V143H43ZM151 144V143H150ZM185 144V143H183ZM223 144V143H222ZM247 144V143H246ZM49 145V144H48ZM144 145V144H143ZM152 145H154L152 143ZM195 146H197L196 144H193ZM192 145V146H193ZM28 146V145H27ZM37 146V145H36ZM36 146H33L32 148L36 147ZM57 146V145H56ZM55 146V147H56ZM140 146V145H139ZM150 146V145H149ZM164 146V145H163ZM136 147V146H135ZM138 147V146H137ZM145 147V146H144ZM250 147V145H249ZM253 147V146H251ZM78 148V149H77ZM153 148V147H152ZM157 148V147H156ZM165 148V147H164ZM169 148V147H168ZM173 148V147H172ZM179 148V147H178ZM255 148V149H256ZM41 149V148H39ZM48 149V148H47ZM45 149V150H47ZM149 149V148H148ZM174 149V148H173ZM233 149V148H232ZM254 149V150H255ZM15 150V149H14ZM31 150V148H30ZM134 150V149H133ZM145 150H147V146L145 148ZM197 150V149H196ZM230 150V149H229ZM253 150V149H252ZM24 151V150H23ZM28 151V150H27ZM34 151V149H33ZM135 151V150H134ZM142 151V150H140ZM151 151V150H150ZM153 151V150H152ZM177 151V150H176ZM257 151V152H258ZM16 152V151H14ZM22 152V150H21ZM139 152V150H138ZM149 153V151H147ZM235 152V151H234ZM256 152V151H254ZM25 153V152H24ZM143 153H146V152H143ZM142 153V154H143ZM218 151L216 152V154H212L211 156V161H212V166L214 167L213 169L215 170L216 173L220 174L219 176L222 178L223 176L226 178L229 177L232 175L233 172V168H234V161L229 157H227V154L226 156L225 155H220V154H217ZM220 153V151H219ZM260 153V152H258ZM257 153V154H258ZM26 154V153H25ZM47 154V153H46ZM141 154V155H142ZM204 154V153H203ZM202 154V155H203ZM256 154V153H254ZM253 154V155H254ZM256 154V155H257ZM263 154V152H262ZM260 154V155H262ZM17 154L14 155V157L16 156ZM97 155V157H95ZM137 155V154H136ZM170 155V154H169ZM176 155V154H175ZM215 155H220V156H223L225 158H227V160L229 161V169H228V172L226 174H223L219 171V169L215 166L214 162H213V157ZM235 155V154H234ZM26 156V155H25ZM82 156V157H81ZM134 156V157H133ZM259 156V155H257ZM10 157V156H8ZM94 157V158H93ZM138 157H140L138 155ZM206 157V156H205ZM13 158V157H12ZM234 158V157H233ZM244 158V157H243ZM258 158V157H257ZM141 159V158H140ZM163 159V158H162ZM252 159V158H251ZM7 160V158H6ZM137 160V158H136ZM151 160V159H150ZM155 160V159H154ZM169 160V159H168ZM5 160L3 159V162ZM8 161V160H7ZM11 161V160H10ZM63 161V160H62ZM108 160H105V162H107ZM118 161V162H117ZM140 163H143L142 159L139 160ZM149 161V160H148ZM156 161V160H155ZM154 161V162H155ZM237 161H239V159H237ZM246 161V159H245ZM263 161V160H262ZM2 162V161H1ZM9 162V161H8ZM17 162V161H16ZM138 162V161H137ZM6 163V162H5ZM4 163V165H5ZM127 163V164H128ZM135 163V162H134ZM147 164V162H145ZM150 163V161H149ZM165 163V162H164ZM178 163V162H177ZM3 165V163H1ZM0 164V166H1ZM8 164V163H7ZM69 164H71L69 166ZM73 164H75L76 166L74 167ZM83 164V163H82ZM81 164V165H82ZM91 164V165H92ZM105 164V163H103ZM113 164V163H112ZM111 164V165H112ZM136 164V163H135ZM138 164V163H137ZM151 164V163H150ZM258 164V162H257ZM84 165V164H83ZM108 165V164H106ZM152 165V164H151ZM260 165V164H258ZM105 166V165H104ZM113 166V165H112ZM119 166H121L119 164ZM154 165H152V168H153ZM238 166H242V163ZM90 167V166H89ZM129 167V166H128ZM127 167V168H128ZM136 167V165H135ZM183 167V166H182ZM261 167V166H260ZM101 168V167H100ZM106 168V166H105ZM100 169L101 171L97 173V176L99 178L102 177V173H104V169ZM110 168V167H109ZM112 168V167H111ZM124 168V167H123ZM144 168V167H143ZM156 168V167H155ZM154 168V169H155ZM96 169V168H95ZM116 169V168H115ZM131 169V168H130ZM134 169V167H133ZM157 169V168H156ZM168 169V168H167ZM212 169V167H211ZM42 170V168L40 169ZM46 170V169H45ZM92 170V168H91ZM97 170V169H96ZM99 170V168H98ZM113 170V169H112ZM243 170V169H242ZM79 171V169H78ZM89 171V169H88ZM93 171V170H92ZM114 171V170H113ZM141 171V169L139 170ZM157 171V170H156ZM155 171V172H156ZM165 171V170H163ZM244 171V170H243ZM7 172V171H6ZM47 172V171H45ZM82 172V170H81ZM81 172L79 174H81ZM90 172V171H89ZM121 172V170H120ZM130 172V171H129ZM142 172V171H141ZM173 172V171H172ZM171 172V173H172ZM176 172V171H175ZM181 172V171H180ZM187 172V171H186ZM214 172V171H213ZM241 172V171H240ZM134 174V172H132ZM137 173V172H136ZM154 172H148L146 173V176L144 174L145 177H150V178H153ZM159 173V172H158ZM201 173V172H200ZM78 174V175H79ZM85 174V173H84ZM105 174V173H104ZM108 175V173H106ZM116 174V173H115ZM140 174V173H139ZM175 174V173H174ZM239 174V173H238ZM90 175V174H89ZM114 175V174H113ZM132 175V174H131ZM157 175V174H156ZM165 175V174H163ZM162 175V176H163ZM223 175V176H221ZM93 176V175H92ZM96 176V177H97ZM136 176V174H135ZM172 176V175H171ZM174 176V175H173ZM246 176V175H244ZM243 176V177H244ZM85 177V176H84ZM95 178V180H97V178ZM138 178H136V180L134 181V183L131 184V188L128 189L130 190V193L129 195H134L136 198H139V199H147L149 200V203L155 201L156 202V199L155 197L158 195V193L160 195H164L165 199H169L171 197H169L170 193L171 192H174L172 191L170 188H167V187H164L166 184L168 183H165V185L163 186L162 184H164V182L166 181H161L163 183H159L157 177H154L153 179H155L154 181L156 182V186L152 184V181L149 185V189L146 191H141L140 190V187H141V183H140V178L142 179V175H137ZM159 177V176H158ZM236 177V176H235ZM238 177H241V176H237V181H239L238 183L242 185V183H244V180L241 179V182L240 180H238ZM247 178L249 176H246ZM78 178V177H77ZM133 178V177H132ZM162 178V177H161ZM177 178V177H175ZM197 179L199 177H196ZM227 179L228 181L230 179ZM231 178H233L231 176ZM93 179V177H92ZM91 179V180H92ZM183 179V178H182ZM195 179V178H194ZM224 179V178H223ZM250 179V178H249ZM79 180V179H78ZM87 180V178H86ZM94 180V181H95ZM103 180V179H102ZM108 180V179H107ZM146 180V179H145ZM150 180V179H149ZM177 180V179H175ZM185 180V179H184ZM204 180V179H202ZM206 180V179H205ZM233 180V179H232ZM243 180V181H242ZM246 180V179H245ZM123 181V180H122ZM133 181V180H132ZM147 181V180H146ZM198 181V180H197ZM227 181V182H228ZM231 181V180H230ZM234 181V180H233ZM236 181V179H235ZM249 181V180H247ZM80 182V181H79ZM82 182V181H81ZM88 182V181H87ZM93 182V180L91 181ZM129 182V181H128ZM150 182V181H149ZM154 182V183H155ZM196 182V181H195ZM124 183V182H123ZM177 183V182H176ZM197 183V182H196ZM194 183V184H196ZM198 183H200L198 181ZM197 183V185H198ZM231 183V182H230ZM247 183V182H246ZM249 183V182H248ZM248 183L245 185V186H248L247 189H249L250 187H252V189H254V192H260L261 194H264V185H261V184H250V187L248 185ZM114 184V183H113ZM207 184V183H206ZM68 185V186H69ZM91 185V184H90ZM130 185V184H129ZM148 185V184H146ZM173 185V184H172ZM211 184H209L210 186ZM220 184H218L219 186ZM222 185V184H221ZM237 185V183L235 184ZM101 186V185H100ZM143 186V185H142ZM214 186V185H213ZM216 186V185H215ZM65 187V186H64ZM90 187V186H88ZM86 187V188H88ZM95 186H93L92 188H94ZM99 187V186H98ZM113 187V186H112ZM147 187V186H146ZM145 187V188H146ZM225 187V186H224ZM230 187V186H229ZM97 188V186L95 187ZM104 188V187H103ZM106 188V187H105ZM109 188V187H108ZM144 188V189H145ZM216 188V187H215ZM214 188V190L216 191V189ZM223 187H221L222 189ZM56 189V188H55ZM91 189V187H90ZM143 189V188H142ZM173 189V187H172ZM190 189V188H188ZM195 189V188H194ZM197 189V188H196ZM240 189V188H239ZM246 189V190H247ZM252 189L250 188L249 190L252 191ZM168 190V192H167ZM208 190V189H207ZM225 190V189H224ZM80 192V189L78 190ZM83 191H85L83 189ZM180 191V189H179ZM213 191V189H212ZM218 191V190H217ZM231 191V190H230ZM82 192V190H81ZM80 192V193H81ZM87 192V191H86ZM112 192V191H111ZM186 192V191H185ZM192 192V191H191ZM209 192V191H208ZM221 192V191H220ZM232 192V191H231ZM253 192V191H252ZM49 193V192H47ZM53 193V192H52ZM84 193V192H83ZM177 193V192H176ZM193 193V192H192ZM62 194V193H60ZM78 194V193H76ZM88 194V193H87ZM109 194V193H108ZM194 194V193H193ZM207 194V193H206ZM230 194V193H228ZM114 195V194H113ZM210 195V194H209ZM231 195V194H230ZM249 195V194H248ZM74 196V195H72ZM82 196V195H81ZM80 196V197H81ZM90 196V195H89ZM125 196V195H124ZM172 196V195H171ZM177 196V195H176ZM184 196V195H183ZM190 196V195H189ZM244 196V195H243ZM60 197V196H58ZM77 197V196H76ZM79 197V198H80ZM94 197V196H93ZM92 197V198H93ZM128 197V196H126ZM148 197V198H146ZM159 197V196H158ZM185 197V196H184ZM183 197V198H184ZM203 197H207V196H203ZM219 197V196H217ZM221 197V196H220ZM225 197V196H224ZM235 197V196H234ZM238 197V196H236ZM239 197H242V196H239ZM245 197V196H244ZM242 197V198H244ZM77 198V199H79ZM83 198V197H82ZM157 198V197H156ZM210 198V197H209ZM39 199V200H40ZM61 199V198H59ZM71 199V198H70ZM98 199V198H97ZM100 199V198H99ZM98 199V201H99ZM164 199V200H165ZM189 199V198H188ZM191 199V198H190ZM247 198H245L246 200ZM249 199V198H248ZM252 199V198H251ZM35 200H36V196H35ZM93 200V199H92ZM242 200V199H241ZM244 199L240 202V204H243L242 202L245 201ZM260 200V199H259ZM34 201V200H33ZM82 200H78V202H81ZM160 201V200H159ZM170 201V199H169ZM176 201V200H175ZM179 201V200H178ZM188 201V200H187ZM193 201V200H192ZM204 201H206L204 199ZM219 201V200H218ZM223 201V200H222ZM247 201V200H246ZM77 202V201H76ZM83 202V201H82ZM85 202V201H84ZM83 202V203H84ZM94 202V201H93ZM96 202V201H95ZM168 201H166L167 203ZM180 202V201H179ZM207 202V201H206ZM216 202V201H215ZM227 202V201H226ZM141 203V202H140ZM147 203V202H146ZM154 203V202H153ZM165 203V202H164ZM71 204V203H70ZM76 204V203H75ZM79 204V203H78ZM82 204V203H81ZM80 204V205H81ZM95 204V203H94ZM98 204V203H97ZM95 204V205H97ZM152 204V203H151ZM158 204V203H157ZM156 204V205H157ZM191 204V203H190ZM74 205V203L72 204ZM92 205V204H91ZM143 205V208L142 209H138L136 208V211L137 214H140L142 217L145 216V213L147 211V208H146V205L144 203H142ZM204 205V204H203ZM31 206V205H30ZM59 206V205H58ZM57 206V207H58ZM77 206V204H76ZM164 206V205H163ZM170 206V205H169ZM163 207L165 209L167 208H170V207ZM211 206V204H210ZM209 206V207H210ZM232 206V205H231ZM240 206V205H239ZM263 206V204L261 205ZM78 207V206H77ZM83 207V206H82ZM99 207V206H98ZM161 207V206H158V208ZM215 207V206H213ZM233 207V206H232ZM242 207V206H241ZM59 208V207H58ZM79 208V207H78ZM76 208V211L74 214H72L70 217H67V223L66 225H62L61 221L60 224L59 222L57 223V226L60 225L62 226V228L66 231H69V230H76L74 232V236L73 238L69 236V234H66V235H63L62 236V241H61V245H51L50 249L48 250L50 253L49 254H45V257H47L48 255H50L51 253L52 254H56L57 255H64V256H67L70 252H71V255L72 256V263L71 264H146L147 262H149V260L147 259V255H149L150 253L152 254H155V249L153 248L154 244H152V242L147 241L145 240V235L147 234L146 233V229L142 227V229L140 230H137L135 231L134 228L132 229V231L134 230V233L132 234V237L130 236L129 234H125L128 230V227H126V225L124 224L125 227H122L120 229H117V230H113V232H110V233H106V232H99L96 228H93L92 226V220L91 219V215L93 212H95L96 208L95 206L92 208H89V210L86 209V212L85 213H80V211H78L79 209ZM152 209L154 210H157V207H151ZM217 208V207H216ZM229 208V207H228ZM263 208V207H262ZM65 209V208H64ZM255 209V208H254ZM55 210V209H54ZM67 210V209H66ZM75 210V209H74ZM73 210V211H74ZM215 210V209H214ZM242 210V209H240ZM245 210V209H244ZM8 211V210H7ZM5 211V212H7ZM49 211V210H48ZM65 213L66 211L63 210ZM70 211V210H69ZM72 211V210H71ZM171 211V210H170ZM196 211V210H195ZM204 212L205 211H208V208L204 209L203 210ZM202 211V212H203ZM3 212V213H5ZM55 212V211H54ZM59 212V211H58ZM92 212V213H91ZM103 212V211H102ZM212 212V210L210 211ZM241 212V211H240ZM239 212V213H240ZM244 212V211H243ZM252 212V211H251ZM258 212V211H257ZM261 212V211H259ZM45 213V212H44ZM47 213V212H46ZM64 213V214H65ZM73 213V212H72ZM77 213H80V214H77ZM213 213V212H212ZM210 213V214H212ZM219 213V212H218ZM245 213H248V212H245ZM250 213V212H249ZM29 214V211L28 213L21 219L19 220H16L15 222H13L12 224L6 226L5 228H9V226L13 225L14 223H17L19 221H22L23 219H26V217L28 216ZM68 214V213H66ZM95 214V213H94ZM99 214V213H98ZM152 214V212H151ZM164 214V213H163ZM168 214V213H167ZM172 214V213H171ZM175 214V213H174ZM204 214H207L209 216V214L206 212ZM244 214V213H243ZM242 213L238 214L239 215V221H243V218L244 215ZM76 215H78L77 219H74V217H76ZM166 215V214H165ZM199 215V214H198ZM213 216L215 214H212ZM221 215V214H220ZM64 216V215H63ZM69 216V215H68ZM174 216V215H173ZM216 216V215H215ZM214 216V217H215ZM218 216V215H217ZM222 216V215H221ZM246 216V215H245ZM252 216V215H251ZM94 217V216H93ZM166 217V216H165ZM172 217V216H171ZM211 217V216H210ZM209 217V218H210ZM213 217V218H214ZM226 217V216H225ZM236 216H231L230 220H229V223L227 224L228 226H226L225 228L222 227V230L220 231L221 233L219 234H222L224 236H228V234L232 235L231 237L227 238V240L229 239L231 241V245L232 247H230V244H229V251H231V253H233V256H239L241 259L245 258V257H248V261H245V259L237 264H263L264 263V229H262L263 232H259L260 230H256L257 228L254 227V225L250 224V220H248V222H245L241 225V223L239 221L236 220L235 218ZM243 217V218H241ZM66 218V217H65ZM156 218V217H155ZM154 218V219H155ZM199 218V217H198ZM212 218V217H211ZM218 218V217H217ZM223 218V217H221ZM250 218V216H249ZM253 218V216H252ZM60 219V218H59ZM169 220V218H167ZM215 219V218H214ZM213 219V220H214ZM58 220V219H57ZM55 219V221H57ZM65 220V219H64ZM157 221V227L159 230H161V232L163 233V236H168L169 233L165 230V226L166 224L164 222H159L157 219H155ZM166 220V221H168ZM183 220L185 221V219L183 218ZM197 220V219H196ZM219 220L220 218L217 220L218 221V224H219ZM54 221V220H53ZM53 221H51V223H53ZM163 221V220H162ZM169 221H172V220H169ZM177 223L176 221V218L175 220H173ZM188 221V220H187ZM215 221V220H214ZM131 222V221H130ZM180 222V221H178ZM197 223L194 224V228L196 229V234H199V237L196 238H192V242H189L188 240H181V241H178L177 240V243H183V244H198L200 245L201 243L205 242L203 241L202 242V239L203 238H200V235L202 237V235L204 234H207V233H211V235L213 237H211L212 239L211 240H214V238H216L215 240H217V237H216V229L219 228L221 225H217V224H211L213 221L212 219H208V217L206 218L205 216H202L200 217L197 221ZM264 223V221H262ZM55 223V222H54ZM53 223V224H54ZM151 223V222H149ZM172 223V222H171ZM18 224V223H17ZM50 224V223H49ZM52 224V225H53ZM97 224V223H96ZM155 224V223H154ZM153 224V225H154ZM179 224V223H178ZM183 224V223H182ZM191 224V223H190ZM108 225V224H107ZM131 225V224H130ZM147 225V224H146ZM150 225V224H149ZM181 225V224H180ZM257 225V223L255 224V226ZM82 226L83 228L85 229H82ZM155 226V225H154ZM168 226V224H167ZM170 226V225H169ZM190 226V225H189ZM219 226V227H218ZM75 227H78L75 229ZM148 227V226H147ZM156 227V228H157ZM175 227V226H174ZM177 227V226H176ZM185 227V226H183ZM191 227V226H190ZM264 227V226H263ZM5 228H1L0 230L2 231L3 229ZM58 228V227H57ZM60 228V227H59ZM58 228V229H59ZM125 228V230H124ZM132 228V227H131ZM171 228V227H169ZM224 228V229H223ZM10 229V228H9ZM43 229V228H42ZM41 229V230H42ZM55 229V228H54ZM149 229V228H148ZM178 229V227H177ZM183 229V228H182ZM193 229V228H192ZM226 229V230H225ZM53 230V229H52ZM99 230H102V229H99ZM150 230V229H149ZM172 230V228H171ZM35 232H39L37 230H34ZM48 230H45L44 233H46ZM50 231V230H49ZM151 231V230H150ZM174 231V230H173ZM192 231V230H191ZM3 232V231H2ZM23 232V231H22ZM43 232V230H42ZM51 232H54V231H51ZM177 232V231H175ZM195 232V231H194ZM193 232V233H194ZM223 232V233H222ZM155 233V232H154ZM183 233V231L181 232ZM188 233V232H187ZM218 233V232H217ZM253 233V234H252ZM29 236H30V233H28ZM40 234V232H39ZM43 234V233H41ZM157 234V233H155ZM160 234V232H159ZM186 234V233H185ZM184 234V235H185ZM104 237V238H108L109 240H111V245L112 247H109V245H104V246H100V244L102 243H98V240H100L99 238H96V237H100V236ZM176 235V233H175ZM188 235V234H187ZM194 235V234H193ZM209 234V236H211ZM28 236V235H27ZM47 236V235H46ZM48 236H51V233L50 235ZM54 236V235H52ZM95 236V237H94ZM148 236V235H147ZM152 236V234H151ZM159 236V235H158ZM171 236V235H170ZM178 236V234H177ZM176 236V237H177ZM190 236V234H189ZM198 236V235H197ZM206 236V235H205ZM18 237V236H17ZM37 237V236H36ZM60 237V236H59ZM180 236H178L179 238ZM208 237V236H207ZM219 237V236H218ZM31 238V237H30ZM148 238V237H146ZM155 238V237H154ZM153 238V239H154ZM170 238V237H169ZM205 238V237H204ZM208 241L210 240V237H208ZM23 239V238H22ZM21 239V240H22ZM51 239V238H50ZM61 239V237H60ZM58 239V240H60ZM151 239V240H153ZM160 239V237H159ZM206 239V238H205ZM16 240V239H15ZM13 240V241H15ZM24 240H26L24 238ZM30 240V239H29ZM57 239H55L56 241ZM161 240V239H160ZM166 239H164L165 241ZM214 240V241H215ZM8 241V240H7ZM6 241V242H7ZM27 241V240H26ZM26 241H23V242H26ZM32 241V240H31ZM34 241V240H33ZM36 241V240H35ZM45 241V239H44ZM155 241V240H154ZM153 241V242H154ZM164 241H160V242H163L164 244ZM168 241V240H167ZM166 241V242H167ZM170 241V239H169ZM198 241V242H197ZM222 241V240H221ZM219 241V242H221ZM224 241V240H223ZM222 241V242H223ZM18 242V241H17ZM52 242V241H51ZM49 241V244L51 243ZM71 242V243H70ZM104 242V240L102 241ZM10 243V242H9ZM40 243V241H39ZM41 243L43 244L44 242L41 241ZM68 243V245H66ZM70 243V244H69ZM92 243H98L99 245H95L92 246L91 244ZM107 243V241H106ZM109 243V242H108ZM107 243V244H108ZM176 243V242H175ZM207 243V242H206ZM215 243V242H214ZM48 244V245H49ZM60 244V243H59ZM156 244V243H155ZM158 244V243H157ZM162 244V243H161ZM162 244V245H163ZM167 244V243H166ZM174 244V243H173ZM205 244V243H204ZM228 244V243H227ZM10 245V244H9ZM13 245V244H12ZM18 245H21V244H18ZM18 245L16 244V246L18 247ZM23 245V243H22ZM26 245V244H24ZM31 245V244H30ZM36 245V244H35ZM44 245V244H43ZM165 245V244H164ZM171 245V244H170ZM175 245V244H174ZM179 245V244H178ZM182 245V244H181ZM207 245V244H206ZM27 246V245H26ZM45 249L47 248V245H45ZM185 246V245H184ZM194 246V245H192ZM213 246V245H212ZM1 247V246H0ZM17 247H14L15 250ZM25 246H23L24 248ZM28 247V246H27ZM26 247V248H27ZM161 247V246H160ZM174 247V246H173ZM173 247H168V248H165L163 250H158V254H161L165 259L167 257H169V255L167 254L168 252H171V251H174V254L177 253V251L173 248ZM189 247H191L189 245ZM195 247V246H194ZM197 247V246H196ZM203 247V246H202ZM208 247V246H207ZM216 247V244L215 246ZM213 247V248H214ZM31 248V247H30ZM35 248V247H34ZM49 248V247H48ZM47 248V249H48ZM131 248H133L131 250ZM178 248V247H176ZM198 248V247H197ZM197 248H194L195 250ZM200 248V247H199ZM204 248V247H203ZM203 248H201L203 250ZM231 248V249H230ZM1 249H3V247H1ZM9 249V248H8ZM11 249V248H10ZM9 249V250H10ZM41 249V248H40ZM46 249V250H47ZM209 249L210 246H209ZM17 250H20V249H17ZM26 250V249H25ZM29 250V249H28ZM187 250V249H186ZM192 250H193V247H192ZM199 250V249H198ZM206 250V249H204ZM6 251V249H5ZM31 251V250H30ZM33 251V250H32ZM38 251V250H37ZM36 251V252H37ZM129 251V252H128ZM167 251V252H165ZM209 253H210V250H208ZM219 251V250H218ZM8 252V250H7ZM12 253L15 251H11ZM19 252V251H18ZM28 252V251H27ZM41 252V251H40ZM45 252V251H43ZM179 252H183V248L179 245ZM193 252V251H192ZM215 252V251H214ZM10 253V254H12ZM20 254L23 253L22 250L21 252H19ZM29 253V252H28ZM35 253V251H34ZM33 253V254H34ZM48 253V252H47ZM173 253V252H172ZM196 253V252H195ZM206 253V252H205ZM3 254V253H2ZM5 254V253H4ZM3 254V255H4ZM20 254H16L17 255H20ZM30 255L32 253H29ZM37 254V253H35ZM43 254V253H42ZM136 255L137 256H140L143 260L140 262V259L139 261H133L132 260V256ZM201 254V253H199ZM3 255H0L3 256ZM41 255V254H40ZM58 255V257H59ZM6 256V255H5ZM4 256V258H5ZM8 256V255H7ZM13 256L10 255V257ZM15 256V255H14ZM35 256V255H34ZM37 256V255H36ZM42 256V255H41ZM52 256V255H51ZM50 256V258H51ZM198 256V255H197ZM206 256V255H205ZM209 256V255H208ZM230 256V255H229ZM250 256H254L255 257V260H252L250 259ZM10 257L8 258L9 260ZM23 257V256H21ZM40 257V256H39ZM44 257V255H43ZM44 258V261L46 260ZM49 257V256H48ZM55 257V256H54ZM69 257V256H68ZM222 257V256H221ZM238 257V258H239ZM256 257H258L259 259H257ZM2 258V260L4 259ZM24 258V257H23ZM41 258V257H40ZM134 258V257H133ZM209 258V257H208ZM217 258V257H216ZM227 258H228V254H227ZM237 258V257H235ZM233 258V259H235ZM253 258V257H252ZM7 259V258H6ZM17 259V258H16ZM49 259V258H47ZM53 259V258H52ZM55 259V258H54ZM205 261L207 258H204ZM56 260V259H55ZM153 260V259H152ZM151 260V261H152ZM164 260V259H163ZM211 260V259H210ZM222 260V259H221ZM232 260V258H231ZM236 260V259H235ZM15 259L13 260V257H12V262H14ZM42 261V260H41ZM43 261V262H44ZM53 261V260H52ZM51 261V262H52ZM105 261V262H104ZM204 261V262H205ZM208 261V260H207ZM234 260H232V263H233ZM6 262V261H5ZM10 262V261H9ZM8 262V263H9ZM10 262V263H12ZM19 262V261H18ZM40 262V261H39ZM41 262V263H43ZM47 262V261H45ZM50 262V261H49ZM58 262V261H57ZM61 262V261H60ZM65 262V261H64ZM69 262V261H68ZM139 262V263H138ZM160 262V261H158ZM168 262V261H167ZM229 262V261H228ZM2 263V262H0ZM38 262H36L37 264ZM150 264H153L151 262H149ZM163 263V262H162ZM172 262H169V263H166L165 264H170ZM192 263V262H190ZM206 263V262H205ZM208 263V262H207ZM231 263V261H230ZM236 263V262H234ZM160 264V263H159ZM172 264H175L174 262Z\"/></svg>",
    "mask_w": 264,
    "mask_h": 264
},
{
    "label": "water",
    "instance_id": "3",
    "mask_svg": "<svg viewBox=\"0 0 264 264\" xmlns=\"http://www.w3.org/2000/svg\"><path fill=\"white\" fill-rule=\"evenodd\" d=\"M159 16H166L168 11L160 2ZM20 72L15 66L0 70V83L12 77V75ZM101 84L112 88L115 92L131 98L134 104L148 120L164 119L168 116L175 115L185 109H189V105L178 99L175 93L170 92L167 87L161 85L157 81L147 80L139 77H113L108 75H94ZM213 162L219 171L226 174L229 169V161L227 158L215 155ZM36 196V200H37ZM31 208L30 205L24 207H15L9 209L5 213L0 214V229L12 224L16 220L23 218Z\"/></svg>",
    "mask_w": 264,
    "mask_h": 264
}]
</instances>
